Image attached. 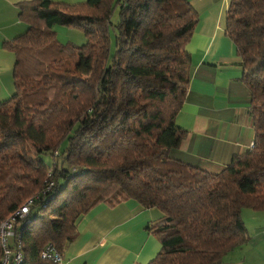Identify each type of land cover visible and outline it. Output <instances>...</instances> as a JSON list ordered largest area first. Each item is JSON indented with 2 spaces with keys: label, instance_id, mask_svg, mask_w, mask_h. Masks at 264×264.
<instances>
[{
  "label": "trees",
  "instance_id": "obj_1",
  "mask_svg": "<svg viewBox=\"0 0 264 264\" xmlns=\"http://www.w3.org/2000/svg\"><path fill=\"white\" fill-rule=\"evenodd\" d=\"M16 7L26 29L2 43L14 54L15 92L0 103V223L36 198L14 226L21 264H50L41 251L64 254L94 206L132 200L161 212L149 229L160 249L147 264H218L245 243L241 211H264V0H228L225 10L254 135L218 173L168 155L186 136L174 119L198 23L187 0ZM54 26L77 29L85 43H61Z\"/></svg>",
  "mask_w": 264,
  "mask_h": 264
},
{
  "label": "crops",
  "instance_id": "obj_2",
  "mask_svg": "<svg viewBox=\"0 0 264 264\" xmlns=\"http://www.w3.org/2000/svg\"><path fill=\"white\" fill-rule=\"evenodd\" d=\"M23 1L0 0V103L15 92L14 54L4 50L2 43L25 31L16 7ZM51 1L74 4L86 0ZM187 2L198 23L185 45L191 58L189 84L174 119L186 136L168 155L183 164L218 173L234 155L246 153L252 146L251 94L240 79L242 69L235 46L224 32L228 0ZM51 30L61 43L83 44V38L75 33L72 39L74 32L65 26ZM160 213L158 209H142L133 200L111 209L94 206L77 223L75 240L66 247L60 264H147L160 249L149 230L161 219ZM246 217L250 221L244 227L245 243L222 256L219 264H264V211H250Z\"/></svg>",
  "mask_w": 264,
  "mask_h": 264
},
{
  "label": "built area",
  "instance_id": "obj_3",
  "mask_svg": "<svg viewBox=\"0 0 264 264\" xmlns=\"http://www.w3.org/2000/svg\"><path fill=\"white\" fill-rule=\"evenodd\" d=\"M253 145V144H252ZM252 148V146H251ZM57 154V152H56ZM52 184H48L46 187L47 190L51 187ZM36 198H29L27 199L23 205H20L18 209L11 212L7 215V218L4 219L0 223V242H1V249H2V257L0 258V264H21L22 263V255L23 253L20 252L19 249V236H14V224L16 221L23 220L27 217L29 207L32 206V201ZM9 240L12 243H9ZM9 243V244H8ZM40 258L48 260L52 264H59L60 262V253L55 252L50 246H46V248L41 251Z\"/></svg>",
  "mask_w": 264,
  "mask_h": 264
},
{
  "label": "rangeland",
  "instance_id": "obj_4",
  "mask_svg": "<svg viewBox=\"0 0 264 264\" xmlns=\"http://www.w3.org/2000/svg\"><path fill=\"white\" fill-rule=\"evenodd\" d=\"M113 18H114V17H113ZM69 30H72L71 32H74V33H71V38H72V39H74L75 33H77L78 36H81V38H83L84 41H83L82 43H85L86 39L83 37V35H82L77 29H69ZM69 35H70V34H69ZM66 36H68V35H66ZM66 41H68V40H66ZM66 41H63V42H66ZM78 43H80V42H79V41H76L75 43L70 42V44H72V45H78V46H80L81 44H78ZM41 158H43L44 163L47 164L48 166H49V165H50V166L52 165V164H51V161H52V157H51V156H49V155H42ZM245 209H247V208H245ZM245 209L243 210V211H245V212L241 211V213L243 212V217H244V218H243V219H244L243 221L246 222L245 224L243 223L244 227H245L246 225L248 226V221H250V220L247 219V217H246V213L251 211V210H249V209H247V210H249V211H247V210H245ZM246 211H247V212H246ZM258 211H260V210H258ZM258 211H255V212H258ZM260 212H261V211H260ZM8 241H9V243H12L11 240L8 239ZM9 243H8V244H9ZM226 255H228V254H225L224 256H223V255H222V256L225 257ZM219 263H220V262H219ZM219 263H218V264H219Z\"/></svg>",
  "mask_w": 264,
  "mask_h": 264
},
{
  "label": "bare ground",
  "instance_id": "obj_5",
  "mask_svg": "<svg viewBox=\"0 0 264 264\" xmlns=\"http://www.w3.org/2000/svg\"><path fill=\"white\" fill-rule=\"evenodd\" d=\"M55 155H57V154L55 153ZM49 184H52V183H49ZM51 186H52V185H51ZM49 190H50V189H49ZM49 190H47V189L45 188V191H46V192H48ZM32 204H33V201H32ZM30 207H31V206H30ZM30 207H29L28 213H29V211H30ZM26 218H28V214H27V217H26ZM26 218H24L23 220L21 219V220H22V221H26ZM21 220H20V221H21ZM18 221H19V220H18ZM18 221H16V223L14 224V226L17 225V222H18ZM20 221H19V222H20ZM14 226H13V228H14ZM13 235H14V236H19V234H18V235L15 234L14 231H13ZM18 241H19V240H18ZM19 242H20V241H19ZM0 244H1V242H0ZM19 244H20V243H19ZM19 244H18V245H19ZM48 246H50V245H48ZM50 247H51V246H50ZM45 248H46V247H45ZM45 248H44V249H45ZM51 248H52V247H51ZM19 249H20V247H19ZM44 249H43V250H44ZM52 249H53V248H52ZM43 250H42V251H43ZM54 251H55V250H54ZM20 252H21V251H20ZM55 252H56V251H55ZM41 253H42V252H41ZM57 253H58V252H57ZM2 255H3V254H2ZM60 256H61V258H60V262H59V264L61 263V259H62V254H61V253H60ZM44 260H45V259H44ZM45 261H48V260H45ZM48 262H49V261H48ZM49 263L52 264L51 262H49Z\"/></svg>",
  "mask_w": 264,
  "mask_h": 264
}]
</instances>
